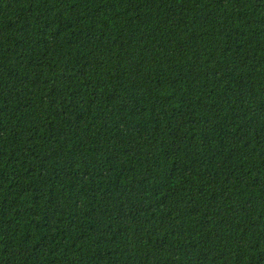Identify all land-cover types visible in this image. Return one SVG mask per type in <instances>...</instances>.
Here are the masks:
<instances>
[{"label":"trees","instance_id":"16d2710c","mask_svg":"<svg viewBox=\"0 0 264 264\" xmlns=\"http://www.w3.org/2000/svg\"><path fill=\"white\" fill-rule=\"evenodd\" d=\"M0 264H264V0H0Z\"/></svg>","mask_w":264,"mask_h":264}]
</instances>
